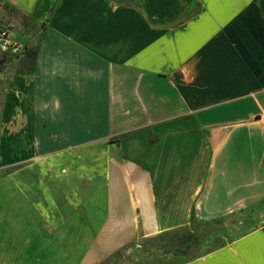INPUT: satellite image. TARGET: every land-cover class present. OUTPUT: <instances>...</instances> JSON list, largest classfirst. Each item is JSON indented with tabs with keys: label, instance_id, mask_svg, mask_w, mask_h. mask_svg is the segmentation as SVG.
<instances>
[{
	"label": "crops",
	"instance_id": "1",
	"mask_svg": "<svg viewBox=\"0 0 264 264\" xmlns=\"http://www.w3.org/2000/svg\"><path fill=\"white\" fill-rule=\"evenodd\" d=\"M0 20L27 47L0 71V264H98L264 201V0H0ZM181 264H264V220Z\"/></svg>",
	"mask_w": 264,
	"mask_h": 264
},
{
	"label": "rangeland",
	"instance_id": "2",
	"mask_svg": "<svg viewBox=\"0 0 264 264\" xmlns=\"http://www.w3.org/2000/svg\"><path fill=\"white\" fill-rule=\"evenodd\" d=\"M32 47L31 53L35 45ZM7 170L0 169V175ZM260 220H264V201L241 213L194 221L188 227L168 231L159 238L136 240L126 244L129 247L116 259L105 261L120 249L98 264H181L219 248L239 233L249 231Z\"/></svg>",
	"mask_w": 264,
	"mask_h": 264
},
{
	"label": "built area",
	"instance_id": "3",
	"mask_svg": "<svg viewBox=\"0 0 264 264\" xmlns=\"http://www.w3.org/2000/svg\"><path fill=\"white\" fill-rule=\"evenodd\" d=\"M26 44L13 32V26L0 20V71L8 61L22 55ZM264 131V117L261 119Z\"/></svg>",
	"mask_w": 264,
	"mask_h": 264
},
{
	"label": "trees",
	"instance_id": "4",
	"mask_svg": "<svg viewBox=\"0 0 264 264\" xmlns=\"http://www.w3.org/2000/svg\"><path fill=\"white\" fill-rule=\"evenodd\" d=\"M172 231V230H171ZM168 232V231H167ZM167 232H163V233H160V234H157V235H152V236H149V237H147L148 239H155V238H159V237H162L163 236V234H165V233H167ZM248 231H245V232H241V233H239L236 237H239V236H242L243 234H245V233H247ZM235 237V238H236ZM129 246L128 245H124V246H122L121 248H120V250H118L115 254H113L112 256H111V258H109L108 260H105V261H108V262H110L111 261V259H116V257L118 256V255H120V253L123 251V250H126L127 248H128Z\"/></svg>",
	"mask_w": 264,
	"mask_h": 264
}]
</instances>
